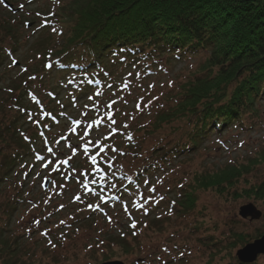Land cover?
Masks as SVG:
<instances>
[{"label":"rangeland","instance_id":"374dc122","mask_svg":"<svg viewBox=\"0 0 264 264\" xmlns=\"http://www.w3.org/2000/svg\"><path fill=\"white\" fill-rule=\"evenodd\" d=\"M4 1L12 6V10L0 3V22H7L13 27L12 36L18 51L14 53L13 61L8 58L0 67V117L5 108L12 110L25 82L31 80L29 73L35 69H41L40 74L44 73V63H50L53 51L62 44V38L64 41L70 36L73 25L72 20L68 23L67 19L61 18L62 8L69 10L70 0ZM47 15H51L60 26L42 27L51 22ZM12 36L0 30L1 54H6L7 47L11 49ZM206 58L201 53L177 61L171 55L162 54L159 63H155L158 65L150 66L149 70L147 66H141L140 70L138 66L128 69L117 67L116 72H119L115 79L118 86L114 88L115 92L99 90L100 98L92 96L89 99L87 96L79 107L73 106L72 99L77 97L75 94L59 90L63 81L60 77H44L29 82L34 94L38 92L42 99L46 98L44 104L47 101L44 88L60 92L61 104L56 101L53 105L55 110L66 107L74 117H86L85 121L89 118L92 122L99 119L103 124L88 129L86 124L80 127L81 124L63 122L68 126H58L55 130L50 129L53 132L45 133L53 150L51 153L46 148L42 150L44 162L36 164L33 158H29L0 188V241H10L13 248L22 252L21 260L27 264H207L211 253L216 251H222L217 264H230L229 260H224L226 252L223 250L232 233L245 232L256 236L259 231L264 232L263 203L246 198L234 201L230 196L223 197L213 191H198V205L192 215L180 218L176 212L172 213L171 205L179 200L181 182H191L197 173L211 174L229 165H246L264 150V96L255 104L258 114L246 115L244 127L233 125L220 134H210L191 154L159 163L162 168L151 171L133 188L134 192L129 197L115 204L112 202L111 207L103 205L113 198L110 195L114 189H124L138 173L162 155L154 154V149L162 147L164 152H168L182 139L186 141L183 130L173 132L178 125L184 127V122L172 127L164 126L156 133H151L152 125L158 113L168 108L171 96L181 85L200 73ZM16 62L19 64L16 65ZM113 66L112 63L110 68ZM104 99L107 100L104 102ZM27 106L30 107V103H26L25 108ZM15 114L11 112L7 118L13 119ZM109 115L116 120L115 125L108 120ZM24 118L27 121V117ZM113 128L115 132L111 131ZM27 129L31 136L38 135L34 124ZM73 129H77L79 134H89L79 139ZM86 137L94 141L93 145L88 144L87 151L84 149L85 141H89ZM39 144L42 145V141ZM70 145H79L76 154L72 153ZM90 150L91 153H88ZM92 155L97 156L95 166L91 164ZM69 157H72L70 162L73 167L70 165L66 169L61 161ZM49 161H52L51 165ZM43 164L48 166L45 168ZM95 168L103 171H97L92 176ZM69 176L72 177L70 182L66 181ZM99 176L110 179L107 185L111 189L107 187L103 192L96 188L90 192L92 182H107L100 181ZM123 176L126 179H121ZM112 177L115 185H110ZM48 179L51 182L45 183ZM262 183L264 165L244 177L236 191L241 193ZM153 188L155 191H151ZM250 204L262 212L259 221L240 217L241 209ZM91 215L94 217L90 218ZM133 222L135 228L132 227ZM113 238L126 239L136 251L126 253L127 245L114 244L111 241ZM210 238L221 242L219 249L212 248ZM9 246L0 242V250ZM241 249L232 251L237 260ZM253 264H264V256Z\"/></svg>","mask_w":264,"mask_h":264},{"label":"trees","instance_id":"16d2710c","mask_svg":"<svg viewBox=\"0 0 264 264\" xmlns=\"http://www.w3.org/2000/svg\"><path fill=\"white\" fill-rule=\"evenodd\" d=\"M68 9L62 8V16L73 21L70 36L64 41L62 38V44L53 51L57 63L45 74L46 78L58 76L63 80L59 81V90L69 81L73 82L78 74L83 78L87 75L99 78L105 90L115 92L117 67L128 69L143 63L148 70L162 54L171 55L177 61L201 53L207 57L200 73L181 85L171 96L168 108L158 113L152 125L151 133H156L164 126L184 122V127L178 125L173 132L183 130L186 141L182 139L168 152L162 147L154 149V154L162 155L138 173L128 189L139 185L151 171L161 169L159 163L191 154L210 134H220L233 125L244 127L248 113L258 114L255 104L264 96V0H70ZM11 27L7 22H0V30L12 36ZM14 38L12 36L13 45L10 46L12 53L18 49ZM10 56L0 53V67ZM74 67L77 69L73 70ZM73 83L69 88L76 96L85 89L91 90L87 82L79 89L76 82ZM20 95L22 98L26 94L22 91ZM47 99L52 102L49 97ZM73 104L77 105L78 100ZM27 107L23 104L21 112L13 119L7 118V110H3L0 117V188L37 148L34 143L38 135L31 137L28 141L31 143L24 140L27 127L32 125L28 122L31 118L25 121L24 117L28 118L29 112L35 116L40 113L36 103ZM262 165L264 150L246 165H229L215 173L195 174L191 182L180 183L179 200L172 203V213L176 212L180 218L192 215L197 209L198 191H213L223 197L230 196L234 201L246 198L264 205V183L241 193L236 191L244 177ZM263 236V231L256 236L232 233L224 250L221 248L226 252L224 260L241 264L232 251ZM210 239L212 248L219 249L221 242ZM5 241L0 242L10 246L0 250L2 264H27L21 260L22 252L13 248L10 241ZM111 241L119 246L126 244V253L136 251L126 239L113 238ZM221 252L211 253L207 264H217Z\"/></svg>","mask_w":264,"mask_h":264},{"label":"water","instance_id":"95a60500","mask_svg":"<svg viewBox=\"0 0 264 264\" xmlns=\"http://www.w3.org/2000/svg\"><path fill=\"white\" fill-rule=\"evenodd\" d=\"M245 2H256L259 0H242ZM9 8L12 10V6H9ZM240 216L244 220H250V221H259L263 214L261 211L257 209V207L253 204L244 206L241 209ZM259 256H264V236L261 239L256 240L255 242L247 245L243 249H241L237 257L243 264H253L255 263ZM105 264H123L121 262H110Z\"/></svg>","mask_w":264,"mask_h":264},{"label":"bare ground","instance_id":"6f19581e","mask_svg":"<svg viewBox=\"0 0 264 264\" xmlns=\"http://www.w3.org/2000/svg\"><path fill=\"white\" fill-rule=\"evenodd\" d=\"M52 15H54V14H52ZM63 14H61V18L63 19V20H66L67 19V21H68V23H69V20L71 21V19L70 18H68V17H63L62 16ZM46 18H48V19H50L51 20V22H50V24H48V23H45V24H43V26L42 27H44V28H48V27H50V26H60V24L56 21V20H54V18L51 16V15H47L46 16ZM52 20H54V22L52 21ZM67 24V23H66ZM43 30H45V29H43ZM64 30H65V28H64ZM64 32V34H65V31H63ZM56 32H54L53 34H54V36H56V34H55ZM64 34H62V37H63V35ZM8 48V47H7ZM6 48V53H7V55L8 54H10V48L9 49H7ZM18 51V50H17ZM16 51V52H17ZM14 59H15V57H14ZM13 59V60H14ZM12 60V61H13ZM19 63H17L16 62V65H18ZM114 65H115V62H114ZM30 69V68H29ZM2 69H0V71H1ZM41 70V69H40ZM40 70H38V69H35L34 71H32L31 72V74L29 73V76H31V77H35V79H31L29 82H36V81H38L40 78H42V77H44L45 76V74H46V72H47V61L44 63V68H43V70H44V73L43 74H40L39 73V71ZM29 76H28V78H29ZM29 82H25L26 84L24 85V87L22 88L23 90V92L26 94L24 97H22L21 98V96L22 95H19L17 98H16V102H15V104H13V108H12V110H9V113H11V112H13V113H16L14 116H18V114L20 113V109H21V107H22V105L23 104H26V103H32V97H30V96H32L33 95V89H31V87L28 85V83ZM4 107H6V105L4 104L3 105ZM33 109V108H32ZM5 110H7V108H5ZM8 111V110H7ZM35 155H39V156H41V155H43V153H42V150H37L36 152H35Z\"/></svg>","mask_w":264,"mask_h":264},{"label":"snow or ice","instance_id":"6c2138e0","mask_svg":"<svg viewBox=\"0 0 264 264\" xmlns=\"http://www.w3.org/2000/svg\"><path fill=\"white\" fill-rule=\"evenodd\" d=\"M3 2H4V0H0V3H3ZM56 2H59V0H56ZM26 26H27V25H26ZM14 63H15V61H14ZM47 67H51V65H47ZM130 75H131V74H130ZM30 78H31V79H35V77H30ZM125 87H127V84L125 85ZM97 95H99V93H97ZM33 99H35L34 96H33ZM89 99H92V97H89ZM108 107L110 108L111 105H108ZM138 107H139V105H138ZM108 120L110 121V123H111L112 125H115V124H116V120L113 119L111 115L108 116ZM74 123H75V124H80L81 122H80L79 120H76V121H74ZM101 123H102V121L99 120V119L94 120L91 124L88 125V129H92L93 125H100ZM124 127H127V125H124ZM73 130H74V129H73ZM111 131H112V132H115L116 129L113 128V129H111ZM83 134H84V135H88L89 133L85 132V133H83ZM106 139H107V137H106ZM90 142H91V141H85V145H84V149H85V151H87V149H88V144H89ZM69 147H70L72 153H73V154H76V152H77V150H78V148H79V145H77V146H75V147H73V146L70 145ZM102 150H103V148H101V151H102ZM48 151L51 152L52 149L49 148ZM109 151H116V149H109ZM36 159L43 161V160H44V157L38 155V156L36 157ZM71 159H72V157H69V158L64 159L63 161H61V163H62V164H68V163L70 162ZM90 159H91V164H92L93 166L97 165L98 160H97V156H96V155H92V156L90 157ZM49 163H52V162L49 161ZM47 166H48V165L46 164L45 167H47ZM109 167H111L110 164H109ZM96 170H97L98 172H102V171H103V170L100 169V168H97ZM101 179H103V176L101 177ZM85 187H87V185H85ZM151 191H155V189L153 188V189H151ZM76 199L79 200L80 197L77 196ZM140 206L142 207V205H140ZM89 207H92V205H89ZM95 207L98 208L99 205H96ZM109 219H110V218H109ZM37 223H39V221H37ZM62 223H63V222H62ZM132 227H133V228L136 227L135 222L132 223ZM45 235H47V233H45Z\"/></svg>","mask_w":264,"mask_h":264}]
</instances>
